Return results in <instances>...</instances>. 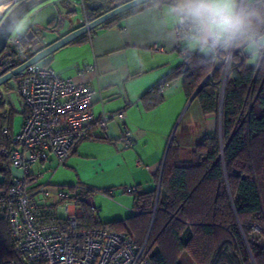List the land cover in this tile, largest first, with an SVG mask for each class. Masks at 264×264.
<instances>
[{"label": "crops", "instance_id": "1", "mask_svg": "<svg viewBox=\"0 0 264 264\" xmlns=\"http://www.w3.org/2000/svg\"><path fill=\"white\" fill-rule=\"evenodd\" d=\"M16 1L0 0V17ZM88 1L43 0L21 18L18 29L23 34L35 32L34 41L38 38V42L33 48L38 50L89 21ZM245 2L264 14V0ZM177 4L178 0L145 2L110 27L101 24L84 34V39L75 41L76 38L40 62L61 77L86 84L94 91L91 107L94 119L102 114L123 113L122 119L114 118L106 129L93 128L90 136L78 142L61 165L63 168L55 181V185L70 191L71 195L79 194L80 198L96 205L95 217L102 223L133 216L134 192L157 191L172 139L178 147L179 159L187 161L195 146L219 129V114H203L195 96H186L182 75L161 86L158 92L161 99L157 104L150 107L146 104L154 96L149 95V91L182 65L183 54L213 58L219 64L216 50H225L231 45L201 51L190 39L191 26L188 36L180 38L176 31L181 18L175 13ZM77 5L82 8L83 18L72 21ZM262 26L264 17L253 29V32L258 31L255 48L250 47L247 39L241 46L248 67L257 64L259 50L264 48V44L259 43V38L264 36V31H259ZM14 81L7 83L3 91H12L13 96L4 99L1 94L2 111L6 114L2 130L7 128L8 138L19 131L25 116ZM18 106H22L21 118L17 130L13 131V114ZM126 132L131 137L128 146L123 142ZM35 164L40 169L45 167V171L57 165L53 158ZM43 173L40 170L34 174L39 179ZM76 182L91 188L92 193L83 196L80 189H75ZM98 193L112 199H99L95 196ZM49 203L52 214L62 215L61 200L52 195ZM68 208L74 207L69 205Z\"/></svg>", "mask_w": 264, "mask_h": 264}, {"label": "trees", "instance_id": "2", "mask_svg": "<svg viewBox=\"0 0 264 264\" xmlns=\"http://www.w3.org/2000/svg\"><path fill=\"white\" fill-rule=\"evenodd\" d=\"M135 10L129 9L102 26L110 27ZM95 15L88 13V19ZM259 31H264V26ZM246 39L233 45L236 51L225 81L220 134L215 130L206 135L187 161L179 159L172 139L158 193L156 189L134 192L135 214L125 220L100 222L92 204L76 195L82 228L125 232L140 245L146 240L144 255L150 264H180L173 255L183 251H188L196 264H252V260L264 264V48L259 50L257 64L248 67L241 49ZM34 40L24 34L19 48L7 47L0 56V71L31 56L37 50ZM224 56L225 50H219V62ZM222 70L223 64L213 58L185 54L182 65L149 91L154 96L146 104H157L161 86L182 75L186 96L190 98L202 84L195 94L201 111L217 114ZM5 120L0 94V147L9 145L7 134L2 133ZM9 172V160L0 155V175L4 176L0 189L6 188ZM92 191L84 185L80 188L86 197ZM254 225L259 229L254 230ZM0 256L2 260L19 258L5 216H0Z\"/></svg>", "mask_w": 264, "mask_h": 264}, {"label": "built area", "instance_id": "3", "mask_svg": "<svg viewBox=\"0 0 264 264\" xmlns=\"http://www.w3.org/2000/svg\"><path fill=\"white\" fill-rule=\"evenodd\" d=\"M176 31L180 38L188 36L190 24L180 18ZM22 38L23 33L14 28L7 47L19 48ZM233 45L225 49L221 60L227 72L236 51ZM29 57H22L18 64ZM13 79L26 114L19 131L9 137V145L0 147V155L9 160L10 171L6 188L0 189V216L7 219L19 258L2 260L0 256V264H150L144 255L146 240L140 245L125 232L82 228L77 196L49 182L38 183L31 171L33 164L49 158L61 166L93 128L106 129L114 118L122 119L123 113L94 119V91L40 62L21 70ZM2 131L8 132L5 127ZM123 142L125 146L131 144L128 132ZM52 195L62 201V215L50 212ZM69 205L74 208L69 209ZM91 208L96 211L95 206Z\"/></svg>", "mask_w": 264, "mask_h": 264}, {"label": "clouds", "instance_id": "4", "mask_svg": "<svg viewBox=\"0 0 264 264\" xmlns=\"http://www.w3.org/2000/svg\"><path fill=\"white\" fill-rule=\"evenodd\" d=\"M175 13L190 24V39L201 51L244 38L255 48L258 40L253 29L264 17L245 0H178ZM259 43L264 44V36Z\"/></svg>", "mask_w": 264, "mask_h": 264}, {"label": "water", "instance_id": "5", "mask_svg": "<svg viewBox=\"0 0 264 264\" xmlns=\"http://www.w3.org/2000/svg\"><path fill=\"white\" fill-rule=\"evenodd\" d=\"M41 1L43 0H17L13 4V6L3 15V17H1L0 19V56L2 52L7 48V44H6L7 38L9 34L11 33V31L19 23L21 18L29 10H31L33 7L39 4ZM110 1L111 0H89L86 3V6L92 14H97L94 16V18L85 22L83 25L65 34L64 36L58 38L57 40L49 43L48 45L36 50L24 62L16 66H13V67L3 68L0 71V86L5 84L8 80L14 78L21 70L25 69L26 67L32 64H35L37 62H41L44 58L52 54L58 48L68 44L69 42L93 30L94 28L101 25L102 23L122 14L123 12L129 9H132L134 7H137L150 0H125V1L117 0L113 4ZM26 37H28L29 40H33L34 38H36V36L32 32L26 33ZM37 42H38V38L36 40V43ZM216 68L217 66L213 69V71ZM211 73L207 77H209ZM201 85L202 84L199 85V87L197 88L195 93L192 95V97L195 96L196 92L200 89ZM224 87H225V84L221 90L220 107H219V112H218L219 114V129H218L219 134L221 132L220 131L221 130V104H222V99H223ZM0 94L2 93L0 92ZM3 181H4V176L0 175V184ZM158 191H159V185L157 188V193Z\"/></svg>", "mask_w": 264, "mask_h": 264}, {"label": "rangeland", "instance_id": "6", "mask_svg": "<svg viewBox=\"0 0 264 264\" xmlns=\"http://www.w3.org/2000/svg\"><path fill=\"white\" fill-rule=\"evenodd\" d=\"M117 0H111L110 2L113 4L114 2H116ZM109 2V3H110ZM38 5V4H37ZM75 9H76V11H77V13L74 15V17L72 18V21H76L77 19H79V18H83V12H82V8L80 7V6H75ZM82 21H83V19H82ZM15 30L16 31H18V32H20V30L18 29V26L16 25L15 26ZM20 33H22V32H20ZM227 71H225L224 70V68H223V70H222V82H221V85H220V94H221V90H222V87L224 86V84H225V79L227 78ZM13 79V78H12ZM12 79H10V80H8L7 82H6V84H3V85H1L0 86V92L1 93H3L4 95H3V97H4V99H8L9 98V96L10 97H12L13 96V94H12V91L11 92H3L4 90H5V87H6V85H7V83H12ZM223 81H224V83H223ZM13 84V83H12ZM13 86V85H12ZM9 88V87H8ZM22 109V106H18V108H17V112H16V114L14 115L13 114V116H14V122H15V125H14V127H13V131H16L17 130V127H18V123H19V121H20V118H21V116H20V110ZM40 166L38 165V164H33L32 166H31V170H33L34 171V173H37V172H40V170H41V172L43 171L44 173L41 175L42 176V178L40 177L39 179H37V182L38 183H40V184H45V183H47V182H49L50 184H51V186H60V185H55V181H56V178H57V176H58V174H59V171L63 168V166H57L56 164H55V166L52 168V169H50V170H46L45 171V167H42L41 169L39 168ZM54 184V185H53ZM74 186H78V183L76 182V183H74ZM70 192V191H69ZM95 196H97V198H105V199H112L111 197H108V196H106V195H103L102 193H98L97 195H95ZM96 206V205H95ZM97 207V206H96ZM97 215V214H96ZM253 229L254 230H258L259 228L257 227V226H253ZM148 235V234H147ZM175 252H173L172 253V255L174 254ZM173 257H175V258H178V261L180 262V264H196L195 262H194V260H193V258H192V256L189 254V252L188 251H183L182 253H179V254H177V255H173ZM252 264H254V261L252 260Z\"/></svg>", "mask_w": 264, "mask_h": 264}, {"label": "flooded vegetation", "instance_id": "7", "mask_svg": "<svg viewBox=\"0 0 264 264\" xmlns=\"http://www.w3.org/2000/svg\"><path fill=\"white\" fill-rule=\"evenodd\" d=\"M119 1H125V0H119ZM107 6V5H106Z\"/></svg>", "mask_w": 264, "mask_h": 264}]
</instances>
